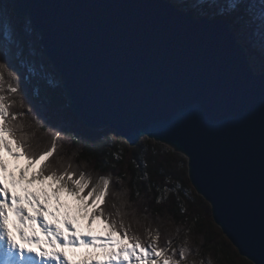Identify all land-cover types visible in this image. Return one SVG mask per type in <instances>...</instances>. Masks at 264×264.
<instances>
[{"label": "water", "instance_id": "1", "mask_svg": "<svg viewBox=\"0 0 264 264\" xmlns=\"http://www.w3.org/2000/svg\"><path fill=\"white\" fill-rule=\"evenodd\" d=\"M9 1L39 35L73 118L183 156L215 225L264 264V87L228 23L174 0Z\"/></svg>", "mask_w": 264, "mask_h": 264}, {"label": "trees", "instance_id": "2", "mask_svg": "<svg viewBox=\"0 0 264 264\" xmlns=\"http://www.w3.org/2000/svg\"><path fill=\"white\" fill-rule=\"evenodd\" d=\"M251 3L255 23L234 30L249 55L254 52L250 47L264 36L259 23L264 18L260 7L264 0ZM178 4L196 16L216 18L211 0ZM246 37L250 43H245ZM255 50L260 59L264 49ZM8 51L11 61L6 57ZM38 59L28 47L0 48V62L6 64L4 94L17 100L11 109L19 115L14 123L23 125L17 134L29 137L26 143L32 152L50 150L55 142L57 148L48 163L58 173L71 172L78 179L83 172L93 185L102 177H110L109 193L102 206L104 219L123 223L129 235L138 236L143 244L147 245L150 237L158 234L160 247L175 249L174 244L185 232L186 243L174 251L179 258V250L185 249L186 264H252L239 255L215 226L209 204L191 186L183 156L162 144L147 141L146 146L131 148L116 134L88 130L73 118L50 64L44 59L39 65ZM9 83L21 88V94L12 97L7 92ZM28 112L33 116L27 117ZM61 149L65 153L57 159Z\"/></svg>", "mask_w": 264, "mask_h": 264}, {"label": "snow or ice", "instance_id": "3", "mask_svg": "<svg viewBox=\"0 0 264 264\" xmlns=\"http://www.w3.org/2000/svg\"><path fill=\"white\" fill-rule=\"evenodd\" d=\"M211 7L213 15L220 22H227L230 30L255 23L251 0H211ZM260 7L264 10V3H260ZM16 8L15 2L0 7V48L28 46L33 29L27 17L14 14ZM259 23L264 31V18ZM3 36L8 39H3ZM260 62L264 87V52ZM5 69L6 64L0 62V251L5 255L4 264H71L63 251H47L45 245L52 249L76 246L91 248L101 251L105 257L103 261L82 260L80 264H183L185 249L179 250L177 258L175 251L169 254V248L160 247L155 242L159 239L158 234L153 242L145 245L138 236L129 235L123 223L117 224L113 220L106 222L109 234L103 239L93 237L86 241L76 236L74 231L71 235H65L59 227L61 221L56 213L49 211L50 201L54 199L59 204L60 197L67 195L80 203V210L91 220L103 218L105 210L101 205L109 193L111 178L102 177L93 185L91 178L83 172L78 179H74L75 174L71 172L58 173L48 163L56 151L55 142L50 150L40 154L31 151V146L26 143L29 137L17 134V130L23 128V125L14 123L19 115L11 111L17 105V100L4 94ZM7 92L15 97L21 94L22 89L9 83ZM5 157L26 162L19 169L18 178L9 171ZM37 184L42 186L39 193L30 190ZM44 185H48L50 191L44 189ZM49 216L56 220L55 227L48 221ZM63 223L65 228H71L67 218ZM38 224L45 235L44 240L37 237Z\"/></svg>", "mask_w": 264, "mask_h": 264}, {"label": "rangeland", "instance_id": "4", "mask_svg": "<svg viewBox=\"0 0 264 264\" xmlns=\"http://www.w3.org/2000/svg\"><path fill=\"white\" fill-rule=\"evenodd\" d=\"M176 1L177 3H180L182 1H186V0H174ZM10 5V1L9 0H0V7H3V6H8ZM184 9H187V8H184ZM26 23H27V20H26ZM239 36L241 37L242 34L240 33ZM248 36V35H247ZM6 39H8L6 36H4ZM243 37V36H242ZM240 41V40H239ZM250 43V39L248 37H246V40H245V43ZM244 43V44H245ZM28 50L31 52V53H35V55L37 57H39L38 59V64L41 65L42 64V60H46L48 62V60L45 58V56L43 55V52H42V48L39 44V35L36 34L34 31H32L30 33V40H29V43H28ZM11 49V48H10ZM255 49H259V50H263L264 49V36H260L258 38V42L254 45H252L250 47L249 50L251 51H254V52H250V55L248 53V56H249V60H250V63L252 64L253 68L255 69L256 72L260 73V67H261V57L259 59V56H257L256 54V50ZM248 51V50H247ZM9 51L8 53L6 54V57H8V61H11L10 60V57H9ZM49 63V62H48ZM43 66V65H42ZM51 66V65H50ZM45 68V67H44ZM43 68V69H44ZM52 68V67H51ZM45 70V69H44ZM53 70V68H52ZM45 72L48 73V71L45 70ZM54 72V70H53ZM55 73V72H54ZM8 76H9V72H7ZM56 75V74H55ZM57 77V75H56ZM57 80L59 82V79L57 77ZM60 83V82H59ZM68 106V105H67ZM69 108V107H68ZM29 113V112H28ZM33 115L31 113L28 114L27 117H32ZM33 128L30 127V130H32ZM102 131H108V133H112V134H116L114 131L110 130V129H106V130H102ZM117 135V134H116ZM123 140V139H122ZM147 141H151V140H148L147 138H144L140 141L139 144L141 145H144L146 146L147 145ZM153 142V141H151ZM154 143V142H153ZM65 147V146H64ZM63 147V148H64ZM166 147V146H165ZM168 148V147H167ZM65 153V151H63V149H61V152L59 153L58 155V158H61L63 156V154ZM184 158V157H183ZM6 160H8V164H9V171L10 172H13L17 178L19 177V169L20 168H23L26 164V162L24 160H20V161H14V160H11V158H8V157H5ZM185 159V158H184ZM186 160V159H185ZM75 179V178H74ZM69 185L74 187V185H72L71 181H68ZM41 185L37 184V185H34L31 187V191L33 192H37L39 193L41 191ZM44 189L50 191V189L48 188V185H44L43 186ZM194 190V189H193ZM85 191L87 192V189H85ZM189 193H192V190L190 189ZM54 204L56 205L58 208H63L65 211H66V216L65 218H67L69 221H70V224L71 226H73L75 224V221H79L80 220H83L84 222L82 223L83 224V228H84V236L86 237H89V238H93V237H101V239L103 238H106L109 234V231H108V228L106 227V221L103 218H100V219H96V220H91L89 216L85 215L80 209H81V205L80 203L67 196V195H62L60 197V203L57 204L56 201L54 199H52L50 201V204ZM103 206V204L101 205V207ZM103 208V207H102ZM104 209V208H103ZM68 216V217H67ZM214 222V221H213ZM215 224V223H214ZM216 226V225H215ZM217 227V226H216ZM217 229H219L217 227ZM220 230V229H219ZM218 231V230H217ZM221 231V230H220ZM222 233V231H221ZM223 234V233H222ZM95 235H98V236H95ZM155 237L156 236H152L150 237V241L147 243V245L151 242H153L155 240ZM223 237L225 240L229 241L225 235L223 234ZM113 239H116L115 237ZM186 239H187V233L183 232L180 234L179 236V239H177V242L174 244V248L175 249H171L170 251H174L178 248H181V246L183 244L186 243ZM157 243V241H155ZM125 243H129L128 241H125ZM0 264H2V261H3V252L0 251ZM103 253H100L99 256H102ZM104 257V255H103ZM183 264H186L185 262H183Z\"/></svg>", "mask_w": 264, "mask_h": 264}, {"label": "bare ground", "instance_id": "5", "mask_svg": "<svg viewBox=\"0 0 264 264\" xmlns=\"http://www.w3.org/2000/svg\"><path fill=\"white\" fill-rule=\"evenodd\" d=\"M36 167H39V165H37ZM49 211L56 213L57 218L61 221L60 224H59V227L65 232V235H71L72 232L74 231L76 236H79V237L83 238L86 241H89V240L92 239V238L84 236V228H83V224H82L84 222L83 220H80V222L79 221H75V224L73 226H71L70 229L69 228H65V225H64L63 221H64L65 216H66V211L63 208H58L54 204L49 205ZM41 219H43V218H41ZM47 219L52 224L53 227L56 226V220H54L52 216H49ZM36 232H37V237H39V233L40 232H43L40 229L39 224L36 227ZM14 235H15V233H14ZM95 236H98V235H95ZM96 238H100L101 239V237H99V236L96 237ZM44 247H45V250H50V251L55 250V251H58V252L59 251H63L64 256H66V257H67V252H71L72 253V257L71 258L67 257L69 262L75 261V259L77 257H82V260L103 261L105 259V257H103V255L99 256V254L102 253L101 251L93 250L91 248H80V247L76 246V247H69V248H63V249H61V248L52 249V248H49L47 245H45ZM4 256L5 255L3 254V258L5 259ZM80 262L76 263V264H80ZM3 264H4V260H3Z\"/></svg>", "mask_w": 264, "mask_h": 264}]
</instances>
